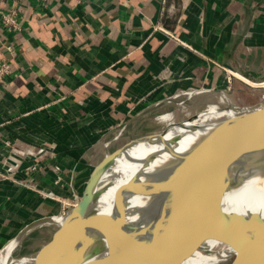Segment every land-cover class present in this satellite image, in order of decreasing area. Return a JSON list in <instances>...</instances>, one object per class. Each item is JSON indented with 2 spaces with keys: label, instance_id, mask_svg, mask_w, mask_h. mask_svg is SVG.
<instances>
[{
  "label": "crops",
  "instance_id": "0c3cea01",
  "mask_svg": "<svg viewBox=\"0 0 264 264\" xmlns=\"http://www.w3.org/2000/svg\"><path fill=\"white\" fill-rule=\"evenodd\" d=\"M246 4L0 1L22 27L9 32L0 23V63L12 70L0 80V252L25 226L62 214L79 197L87 170L121 127L135 136L140 121L188 90H229L235 77L223 59L238 73L264 71L248 50L239 53L264 11V0ZM28 149L36 155H25ZM33 165L36 191L17 183ZM12 172L15 180L3 177Z\"/></svg>",
  "mask_w": 264,
  "mask_h": 264
},
{
  "label": "water",
  "instance_id": "95a60500",
  "mask_svg": "<svg viewBox=\"0 0 264 264\" xmlns=\"http://www.w3.org/2000/svg\"><path fill=\"white\" fill-rule=\"evenodd\" d=\"M251 1L247 0L246 7ZM243 36L236 39L228 54L234 52ZM220 64L246 81L264 82V73H238L224 59ZM213 92L224 96L228 91L192 89L167 99L163 105L179 97L189 99ZM227 103L229 106V100ZM242 108L254 110L201 129L182 150L178 149L181 135L167 138V130L195 120L204 111L186 121L170 123L160 131L130 135L122 145L111 149V144L124 135L125 127H121L87 170L78 202L60 215L33 221L5 247L17 240L20 245L27 233L43 223L50 236L30 256L29 264H67L69 245L87 239L89 244L99 234L106 238L105 252L88 264H182L194 253L190 242L197 233L229 252L226 264H264V221L254 214L245 219L226 210L222 202L225 191L235 184L232 175L264 166V103ZM143 144L152 149L144 150L138 159L132 157L137 159V168L126 187L117 192L108 211L103 213L92 207L94 183L103 166ZM159 153L169 156L168 165L141 180L143 165ZM132 158L126 156L127 161H134ZM132 205H137L140 226L127 222ZM12 253L8 264L13 261Z\"/></svg>",
  "mask_w": 264,
  "mask_h": 264
},
{
  "label": "bare ground",
  "instance_id": "6f19581e",
  "mask_svg": "<svg viewBox=\"0 0 264 264\" xmlns=\"http://www.w3.org/2000/svg\"><path fill=\"white\" fill-rule=\"evenodd\" d=\"M232 73V72H230ZM234 77L244 80L238 74H233ZM246 81V80H244ZM254 86L263 87L264 82L253 84ZM202 99V97H201ZM220 102H228V100L221 96L219 98ZM186 103V102H185ZM230 104V103H229ZM254 110L253 108H242L231 106V104L226 108H220L217 105H209L206 111L200 113V117L205 121L203 126L196 132L185 135L182 140L178 143V149L186 148L194 138L201 133V129H207L213 127L220 121L230 119L234 116L244 114L248 111ZM161 117L163 120H173V114L166 113ZM174 129V126L170 127ZM170 161L169 156L166 153H161L159 155H154L153 159L149 160L147 164L143 165L141 169V180H145L148 176L154 174V170L160 168V166L168 165L167 162ZM111 164V165H110ZM114 162L108 163L103 166L100 170L98 177L95 180L93 187L94 200L98 196L97 192V182L99 177L103 173V169H107L110 166H113ZM131 174L125 181L117 185L112 192L110 193L108 199L105 202L99 203L95 200L94 208L97 210L106 213L111 206L114 197L117 192L126 187L127 182L129 181ZM146 176V177H144ZM234 180V186L229 187L223 194V205L226 210L235 212L238 215L243 216L245 219H248L252 214L258 215L264 221V166H257L253 168H247L239 171L238 173L231 176ZM143 202V201H142ZM141 217L137 211V205H132L129 210L127 222L130 226L139 225L140 226ZM44 225L43 223H41ZM39 224V225H41ZM98 237V238H97ZM97 237H92L93 242L88 244L87 241H82L69 245L67 252V264H88L96 256L102 255L106 249V238L99 234ZM91 239V238H90ZM92 239V240H93ZM90 242V241H89ZM191 248L194 253L189 256L185 261H182V264H226L229 252L217 242L209 239H205L201 235L195 233L191 238L190 242ZM11 245L4 247L0 252V264L7 263V254L12 253ZM31 258L20 259L16 262H11V264H29Z\"/></svg>",
  "mask_w": 264,
  "mask_h": 264
},
{
  "label": "rangeland",
  "instance_id": "374dc122",
  "mask_svg": "<svg viewBox=\"0 0 264 264\" xmlns=\"http://www.w3.org/2000/svg\"><path fill=\"white\" fill-rule=\"evenodd\" d=\"M255 19L258 21V23L252 26V32L254 35L252 36L253 40L250 42L252 44L248 48L241 45L239 47V53L243 55L247 53L248 50L249 53H251V60L254 61L255 66L262 65L264 68V11L261 10V8L256 12ZM259 72L264 73L262 70ZM232 79L229 90L225 89V91H228L225 95L228 98L231 106L253 107L259 103H264V86H254L253 84L257 83L244 81L237 77ZM220 97L221 94L218 92L200 94L192 96L189 99L179 97L171 104L159 108L155 114L140 121V123L135 126V130L137 131L135 136L149 132L160 131L170 123L186 121L193 115L206 111L209 105H217L220 106V108L228 107L227 102H220ZM166 113L173 114L172 121L163 120L161 117H159ZM204 122L205 121L198 114L197 118L191 122H185L182 125H176L174 126V129L169 128L165 136L170 138L175 135H181L182 140L185 135L192 134L199 130L204 125ZM130 135L133 136L131 128L127 130V133H124L120 139L111 144V149L122 145ZM151 149L152 146L146 144L134 146L127 150L125 154H122L116 158L113 161V166L103 169L104 171L97 182L96 189L98 196L95 200H97L99 203L105 202L112 190L135 172L137 168V156H139L140 153H143L144 150ZM126 156L131 158L135 157L137 159L132 158L134 161H127ZM95 200L92 203V207H94ZM37 226L40 228L35 227L29 233H27L22 239L20 245L19 240L11 244V251H14L11 257V260H13L12 262L29 258L38 249L42 242L47 240V238L50 236V230L47 226H43L42 224ZM5 254H7V257L9 258L10 254Z\"/></svg>",
  "mask_w": 264,
  "mask_h": 264
},
{
  "label": "built area",
  "instance_id": "2783aa9c",
  "mask_svg": "<svg viewBox=\"0 0 264 264\" xmlns=\"http://www.w3.org/2000/svg\"><path fill=\"white\" fill-rule=\"evenodd\" d=\"M0 1L3 2L4 0H0ZM35 1L38 4L45 6L49 0H35ZM0 23H1L2 27L9 32H19L22 29L21 24L18 20V15H17L16 10L5 9V10L0 11ZM6 51L10 55H15V53H16L14 45H8L6 47ZM11 74H12V70H11L10 65L7 62H1L0 63V80H4L6 77L10 76ZM5 144L8 145V142H5ZM24 153L27 156H35L36 155L31 149L26 150ZM39 153L40 152L38 151L37 154H39ZM35 169H36L35 165L26 167L24 169L25 178L23 180H17L18 181L17 183H19L20 185H22L23 187H25L27 189H30L32 191H36L33 179L28 174ZM13 174H14V172H12L11 174H8V175H4L3 177L6 179L15 180ZM60 182H61V178L59 176H57L54 183L58 185V184H60ZM78 200H79V197L76 196L73 199L72 204L70 206H67L66 209L74 206L78 202Z\"/></svg>",
  "mask_w": 264,
  "mask_h": 264
}]
</instances>
